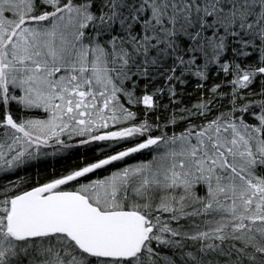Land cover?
Returning a JSON list of instances; mask_svg holds the SVG:
<instances>
[{
	"label": "snow or ice",
	"instance_id": "snow-or-ice-1",
	"mask_svg": "<svg viewBox=\"0 0 264 264\" xmlns=\"http://www.w3.org/2000/svg\"><path fill=\"white\" fill-rule=\"evenodd\" d=\"M0 264H264V0H0Z\"/></svg>",
	"mask_w": 264,
	"mask_h": 264
}]
</instances>
